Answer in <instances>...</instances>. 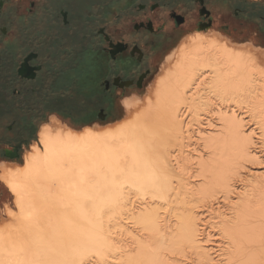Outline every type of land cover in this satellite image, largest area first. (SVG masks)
<instances>
[{"label": "bare ground", "instance_id": "1", "mask_svg": "<svg viewBox=\"0 0 264 264\" xmlns=\"http://www.w3.org/2000/svg\"><path fill=\"white\" fill-rule=\"evenodd\" d=\"M208 29L118 122L79 132L54 116L23 164L0 163L18 210L5 206L0 264H264V172H241L264 164V48Z\"/></svg>", "mask_w": 264, "mask_h": 264}, {"label": "flooded vegetation", "instance_id": "2", "mask_svg": "<svg viewBox=\"0 0 264 264\" xmlns=\"http://www.w3.org/2000/svg\"><path fill=\"white\" fill-rule=\"evenodd\" d=\"M103 18L89 46L56 47ZM200 27L264 48V0H0V163L18 162L34 119L107 120L118 96L146 88L175 37ZM6 190L0 181V210Z\"/></svg>", "mask_w": 264, "mask_h": 264}, {"label": "rangeland", "instance_id": "3", "mask_svg": "<svg viewBox=\"0 0 264 264\" xmlns=\"http://www.w3.org/2000/svg\"><path fill=\"white\" fill-rule=\"evenodd\" d=\"M56 3H63L64 0H55ZM105 4V3H103ZM107 9L105 8H102L101 7V12L103 13L104 16H107V14L105 13ZM109 23V20H106L105 18L102 19L101 22H98L96 25H93L94 23L90 20V19H87V34L86 35H79V34H72L71 35H67L65 34L64 38L62 37H57L55 38V41H56V47H63L64 45L66 47L68 46H72V47H78L80 46L81 44H84L86 43V40H87V44L88 46L91 44V40L95 37V31H97L98 27L99 26H106V24ZM75 28L77 27V24H75ZM109 26V25H107ZM187 35V31H184L183 33H180L178 34L176 37H175V40L172 42V44L170 46L167 47V50L165 52H163L159 58H158V61L156 63V67L154 69V73L153 75L150 77V79L146 82L147 83V86L146 88H144L142 91L139 92V95L141 98H144L148 92L149 89H151V86H153L155 84V80L157 78L158 75H160L162 73V63L164 62L165 58L167 57V54H169L171 52L172 49H174L175 46H177L182 40L183 38ZM47 40H52L51 38H40V41L42 42H47ZM231 40V39H230ZM233 43H250L251 45H256L258 47H261V43L260 42H242L241 40L235 38L234 40H231ZM131 94V93H130ZM126 96H130L128 94H126L125 96L123 97H119L118 96V99L116 100L117 102H115L114 104V107L112 109V111L109 113L108 115V119L105 120V121H97L96 119L93 120L92 123H85L83 122V124H76V123H73V122H70L69 120H64L60 117H57L59 120H61L62 123H64L65 125L67 124L70 128H72L73 130L75 131H79V132H83L84 129L87 127V126H93L95 124L101 126V125H107V124H111V123H116L118 122L120 119H122V117L124 116V108H123V105L121 103V100L123 98H125ZM205 114L203 113V117H206V115L204 116ZM50 116H53V115H49L48 117H45V118H39V119H34L35 121V128L34 130L32 131L31 135L29 136V142L28 144L24 145L22 147V150H21V158L18 160V163L19 164H23V160H24V154L28 151V149L30 148V146L33 144V141H36L38 139L37 137V133L38 131L40 130L41 126L45 123H48L50 121ZM208 117V116H207ZM205 121V122H204ZM203 123L204 124H207L206 123V120H203ZM215 123V122H214ZM216 125V124H215ZM260 145V144H258ZM201 150V149H199ZM261 155H264V154H261ZM262 160L264 161V158L263 156L261 157ZM193 162H196V161H192ZM247 166L246 170L245 169H242L241 172L242 174H245V171H248V168L249 169H252L254 172L256 171H259V172H264V164L262 165H259V164H255V165H252L250 163H246L245 164ZM256 168V169H254ZM258 168V169H257ZM199 175L198 172L195 171V175ZM196 175V176H197ZM196 178H199V179H196V184H198L197 186L201 185L202 183V179L200 177H196ZM200 181V182H199ZM4 185V184H3ZM5 186V185H4ZM238 187V186H236ZM6 188V186H5ZM7 189V188H6ZM6 191H9V189H7ZM10 192V191H9ZM7 193V196H6V199L9 200V203H7L8 207H11V209H13L15 212H17L18 210L16 209V206L14 204L15 202V196L10 192V193ZM202 205V204H201ZM199 205V206H201ZM223 205V204H222ZM201 209V210H200ZM206 210V209H205ZM6 212H7V209L5 207L4 210H0V224L1 223H4L6 221ZM199 215H202L203 213V216H201L200 218L202 220L205 221V219H203V217H206L207 214H205V211L203 210V208H199V211H198ZM4 219V220H3ZM208 219V218H207ZM205 229H208L206 231H209L210 228H208L206 226ZM212 235H215L216 237H218L217 234H215V232L213 231ZM217 241V243L219 244L221 241L220 240H215ZM219 249V248H216L215 247V251ZM214 253V252H213ZM219 252H217L216 254H214V258H216L215 256L218 255ZM187 255V256H186ZM190 256V257H189ZM189 258V259H188ZM192 259V260H191ZM194 258H193V255L192 253L188 252L183 256H177V264H190L191 261H193ZM193 264H196V263H193Z\"/></svg>", "mask_w": 264, "mask_h": 264}, {"label": "water", "instance_id": "4", "mask_svg": "<svg viewBox=\"0 0 264 264\" xmlns=\"http://www.w3.org/2000/svg\"><path fill=\"white\" fill-rule=\"evenodd\" d=\"M110 47H112V45H110ZM27 61H28V59H26L25 60V63L22 65V68H21V70H20V73H22V71L26 68V66H27ZM118 79L115 81V83L114 84H118V85H120L119 83H118ZM131 83L130 82H124L123 84H121V85H123V86H129ZM100 118H102L103 119V116H100Z\"/></svg>", "mask_w": 264, "mask_h": 264}, {"label": "clouds", "instance_id": "5", "mask_svg": "<svg viewBox=\"0 0 264 264\" xmlns=\"http://www.w3.org/2000/svg\"><path fill=\"white\" fill-rule=\"evenodd\" d=\"M121 103H124V101H121ZM54 117V114H53V116H50V119H52Z\"/></svg>", "mask_w": 264, "mask_h": 264}, {"label": "snow or ice", "instance_id": "6", "mask_svg": "<svg viewBox=\"0 0 264 264\" xmlns=\"http://www.w3.org/2000/svg\"><path fill=\"white\" fill-rule=\"evenodd\" d=\"M88 199H91V197H87ZM96 205H95V203L93 204V207H95Z\"/></svg>", "mask_w": 264, "mask_h": 264}, {"label": "crops", "instance_id": "7", "mask_svg": "<svg viewBox=\"0 0 264 264\" xmlns=\"http://www.w3.org/2000/svg\"><path fill=\"white\" fill-rule=\"evenodd\" d=\"M6 206V205H5Z\"/></svg>", "mask_w": 264, "mask_h": 264}]
</instances>
